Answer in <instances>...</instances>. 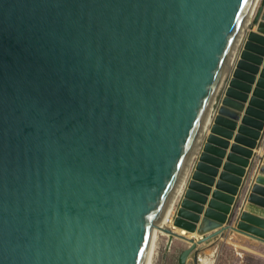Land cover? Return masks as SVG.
<instances>
[{"label":"water","instance_id":"95a60500","mask_svg":"<svg viewBox=\"0 0 264 264\" xmlns=\"http://www.w3.org/2000/svg\"><path fill=\"white\" fill-rule=\"evenodd\" d=\"M255 4L0 0V264L148 263L153 228L186 179L251 24L258 28L248 49L257 56L242 55L230 86L251 83L239 72L255 74L247 62L264 57V0ZM222 103L174 221L188 233L228 220L264 129V72L236 140L249 149L233 148L238 156L228 157L197 228L224 156L217 147L227 145L219 136L230 137L221 128L238 119L226 107L242 108ZM233 230L264 242V231L243 219ZM163 232L170 246L174 238L189 245L179 259L187 264L198 245Z\"/></svg>","mask_w":264,"mask_h":264},{"label":"rangeland","instance_id":"374dc122","mask_svg":"<svg viewBox=\"0 0 264 264\" xmlns=\"http://www.w3.org/2000/svg\"><path fill=\"white\" fill-rule=\"evenodd\" d=\"M253 26L254 24H251L248 30H246L240 38V41L234 53L232 64L228 69L225 83L223 84L220 93V99L222 100V102L226 99V101H230L231 103H233L232 105L238 104L242 108L241 110H236L234 106L226 107L232 113L238 115V119L234 120L227 117V120L235 125L234 128H221L222 130H226L230 134V137L219 136L220 140L224 141L227 145L226 147H217L219 150L224 152V156L222 158H219L220 165L216 169L217 175L210 177L213 180V185H211L212 187L209 188L212 189L213 192L217 191V184L223 182L221 179V175L224 173V165L230 164L228 162V157L231 155H237L236 153H233V148L236 147L238 149H249L245 145L236 142V140L238 137H245L239 133V129L242 126V119L246 117V111L250 107L251 99L254 97L257 82L262 78V74L264 72V57H262L261 63L259 64H254L251 61L247 62L250 66H254L257 68L255 74H251L250 72L245 70H240V74L252 78L251 83L245 82L240 78H234V82L236 84H239L238 86H240L235 88L233 86H230L229 79H231L230 77L234 64H238L242 61L245 62L244 57H242L243 54L247 52L253 57L257 56L256 54H254V51L251 52V50L248 49V45L250 43H253L248 36L249 33L252 32L250 30ZM227 83L229 84V87L227 89V91L230 90L229 93L225 91ZM241 86H246L247 88H249V91L243 90ZM231 93L234 95H232ZM221 106H223V103ZM217 116L218 112L215 114L214 121L216 120ZM208 127L209 125L207 126L202 137L200 150L193 157L192 163L186 176V183H190L192 181V176L196 172V167L200 162V157L203 154L204 147L207 144V137L210 134V128ZM231 141L233 142V144H231ZM254 149V153H252V156L254 157L251 156V158H247V160L250 161V166H248L244 177L241 178V186L239 187L238 194L234 196V203L230 207L231 211L228 215L227 222L225 224H222L219 228L212 230L211 232H208L204 235L198 234L199 238L196 237L195 240L197 242L202 238L206 239L208 238V236L215 235L217 234V232H221L223 230L222 234L220 233L215 238L207 240L201 245L198 244L195 251L189 256L187 264H195V262L201 264V260L203 259H207L212 264H264V242L253 237H247L233 230L237 228V225L242 219V215L245 213L244 206L248 201V197L252 192V188L255 186L256 177L259 175L260 169L264 166L263 157L261 155V153H264V129L262 132H260V137L256 140V147ZM209 166L213 167L212 165ZM183 200L184 196L180 193L174 206L176 208V214L181 209V203L183 202ZM212 200V197L209 198V200L207 198V205L205 204L203 205L204 207L202 206L204 214L202 218L200 216V222L196 225L197 228H200V224H202V221L205 219L204 215L208 210V203ZM170 241L171 239L168 236H159L156 243L155 254H153L152 257V264H179L181 254L184 250L189 248V245L181 239L174 238L173 243L170 246Z\"/></svg>","mask_w":264,"mask_h":264},{"label":"bare ground","instance_id":"6f19581e","mask_svg":"<svg viewBox=\"0 0 264 264\" xmlns=\"http://www.w3.org/2000/svg\"><path fill=\"white\" fill-rule=\"evenodd\" d=\"M259 3H260V0L258 2L256 0V4L254 5V10L255 11L257 10V7L259 6ZM251 11L253 12V9ZM255 11L253 13V16L255 15ZM250 16H251V14L248 17L249 22H250V19L253 17V16H251V17ZM232 61H233V58L230 61L228 69L230 68V66L232 64ZM236 65H237V63L234 64V67H233V70H232V73H231V77H230L231 79H232V75H233L234 71L236 70L235 69ZM228 69H227L226 74H225V76H224V78H223V80H222V82L220 84L216 99L214 100V103H213L212 108L210 110V113L208 115V119H207L206 125L204 127V130H203V133H202V137H203L204 132H205V130H206L208 125H209L208 128H210V134L208 135L207 138H209L211 136L212 129L214 127L215 114L219 111V109H220V107L222 105V100L220 99V93H221V90H222V86L225 83V79H226V75H227ZM231 79H229V81ZM228 87H229V84L227 83L225 91H227ZM202 137H201V140H200V142L198 144V147L196 148L197 153L199 152L200 147H201ZM254 150L255 149L251 150V152L254 153L253 152ZM261 155H262V157H264V153H261ZM252 157H254V156H252ZM263 162H264V158H263ZM249 166H250V161H249ZM247 169H248V167H246L244 171H247ZM188 186H189V182L186 183V179H184L183 184L178 189L175 197L173 198V200L171 202V205H170V207H169L164 219L162 220V222L160 223L159 226L157 225L156 227L153 228V229H156V233H154L152 246H151V250H150L149 259H148V263L147 264H152V257H153V254H155L156 243H157V240H158L159 236L162 235V236H168L170 239L173 238L171 235H167L165 232H163L164 230L172 229L175 232V234H177V235H179L181 237H184L187 240L195 241L194 243L196 245H198V243L203 240V239H200L199 241L196 242V240H195L196 237L199 238L198 231L194 232V233H188V232L184 231L183 229L175 228L174 221L176 219V215L177 214H176V208L174 206H175L177 197L180 195V193H181V195L184 196L186 191H187V189H188ZM203 187L207 188L206 185H204ZM210 187H212V186H210ZM210 190H211V192L207 196L203 195L205 198H208V200H209L210 197H212V194H213L212 189H210ZM244 208H245V210H244L245 213L242 215L243 221H245V222H247V223H249L251 225H257L260 230L264 231V166L260 169L259 175L256 177L255 186L252 188V192L250 193V195L248 197V201L245 204ZM203 214H204V212L201 215H203ZM201 264H212V263L210 261H208L207 259H203V260H201Z\"/></svg>","mask_w":264,"mask_h":264},{"label":"crops","instance_id":"0c3cea01","mask_svg":"<svg viewBox=\"0 0 264 264\" xmlns=\"http://www.w3.org/2000/svg\"><path fill=\"white\" fill-rule=\"evenodd\" d=\"M252 19V18H251ZM257 28H258V25L257 24H254V26L252 27V29L250 31L252 32H257ZM231 144H233V142L231 141ZM254 152V151H253ZM264 158V157H263ZM225 160V159H224ZM211 198V197H210ZM203 217V215H201V218Z\"/></svg>","mask_w":264,"mask_h":264}]
</instances>
